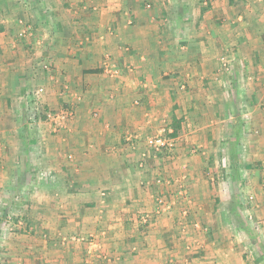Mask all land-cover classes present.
Listing matches in <instances>:
<instances>
[{"label":"crops","instance_id":"crops-1","mask_svg":"<svg viewBox=\"0 0 264 264\" xmlns=\"http://www.w3.org/2000/svg\"><path fill=\"white\" fill-rule=\"evenodd\" d=\"M8 8L26 16L29 27H18ZM0 14V197L15 192L25 212L67 215L83 208L43 200L83 203L93 195L99 217L113 221L148 206L156 192L169 195L179 176L189 188L192 215L202 213L201 199L209 213L227 214L231 208L222 212L218 205L224 199H252L243 210L264 212V0H0ZM35 87L42 88V104L66 107L73 117L57 129L34 125L24 107ZM157 132L173 136L176 150L185 149L179 139L186 135V144L210 153L205 161H215V175L208 188L197 171L207 162L198 154L188 161V176L150 159L146 170L138 169L140 148ZM153 175L164 183L153 185L156 192L139 187ZM229 183L236 191L219 188ZM102 189L110 209L101 204ZM91 221L81 230H94L98 224ZM121 221L106 226L128 228ZM153 225L157 233L143 231L144 240L102 243L116 249L108 263L103 257L93 263L77 246L49 256L60 257L56 264L61 258L68 259L63 264H168L173 240L162 235L169 231L165 217ZM9 237L0 262L26 264L32 253H19L26 244L10 245ZM206 249L220 257L216 264L234 262L221 248ZM200 254L192 261L200 262Z\"/></svg>","mask_w":264,"mask_h":264},{"label":"rangeland","instance_id":"rangeland-1","mask_svg":"<svg viewBox=\"0 0 264 264\" xmlns=\"http://www.w3.org/2000/svg\"><path fill=\"white\" fill-rule=\"evenodd\" d=\"M44 9L46 12L48 11L47 8ZM26 10L30 11V7H28V9L26 8ZM8 13L10 14V19H15L14 21H16V25H18V27H22V24L25 23L30 24V21L26 18V16L17 15L16 10L12 11L11 8H8ZM28 24L26 26H28ZM35 88L29 91V97L27 98L24 107L25 116H28L27 119L29 121L31 120L32 122H35L36 120L34 125L48 123L51 127L57 129L62 125L65 119L62 120V122L54 121L47 117V113L51 112L57 114L61 111L67 110L66 107H63L62 110H53L52 107L42 104V102L39 101V98L37 97L38 93L36 94V90L38 88ZM223 89L224 88L221 90ZM42 92L43 91H41V93ZM73 115L74 112L71 117H73ZM32 117L35 120H33ZM158 137L169 140L171 145L165 144L164 146H156L155 139ZM172 137L173 136L170 134L157 132L149 136L147 139L145 138V143L140 148V150H142V148L144 150L140 152L138 159V169L146 170L149 167L147 164L148 160L150 159L158 162L160 166L170 162L174 172L173 175H181L185 173L188 176L190 174V169H193V166L189 168L188 161H191L194 154L200 155V158H202L201 160H203L205 156L203 161L209 159L208 154L210 153L207 150L202 152V150L199 148L197 149L195 142L193 143L194 146L185 143L184 140L186 135H181V138L179 139V141L181 140L185 149L176 150L175 148L177 147V144L175 145L174 141L171 140ZM188 139L189 138H187V140ZM179 146L180 148L183 147L181 145ZM145 154L150 155L147 156ZM219 154L220 159L221 156L225 157L224 151H220ZM226 155L229 159L231 158L229 153H226ZM234 156L235 160L237 158L241 159L240 152L238 151H235ZM179 158L181 159L180 161L184 160V166H181L182 168L177 167V162H180ZM211 161V165L209 161H205L207 163H203L204 165L197 168L198 175L201 176L202 179L204 178L203 180L205 181L207 188L210 186L209 177L211 175L214 177L215 175L214 169H212V165H214L215 161L213 159ZM260 168V172H264V164ZM51 174V172H47V175L44 176H46L48 180L50 179V181H53L54 174ZM160 176L161 175H153L151 177H145L141 179L138 183L139 187L147 192H156L154 188L155 186L153 187V185H157L159 187L164 184L159 182ZM175 177H178L174 179L176 188L169 192L170 194L167 195L168 197H165L164 194L160 192H156L154 193L153 197H150V206H146V204H144L143 207L141 205L137 206L138 211H135V214L132 211L130 213H128V211H124V215H114L113 218L116 216L118 218L113 221L109 216H104V218L99 217V212L97 211V208L100 206L99 200L97 197L92 198L93 195L83 203H78L79 201H77L75 198L67 199V201L61 202L58 199L52 198L43 200L50 206L59 205V203L64 202L71 203L73 206L75 204L77 208H83L82 211L80 209V211L71 212L67 215H34L32 213L25 212L27 207L23 206L24 201L18 200L15 192L13 194V198L11 197L8 199L5 197H0V254L5 251L4 244H6V240L10 238L9 236H11L12 238L9 242L10 245L13 244V240L15 243L21 242L26 244L25 249L20 250L19 253L22 251H24L26 254L32 253L33 256L28 257L26 264H56V259L60 257L51 258L49 256V251L54 250L51 255L59 254L61 251L67 249V245L77 246V250L83 249L84 254H86V258L92 260L93 263L95 262V259H101L100 257H103L104 261H107L108 263L113 260L111 256H114V251H116V249L108 247V244H106L104 249L102 243H113L119 239L144 240L145 233L142 234V232L147 230V236H152V232L154 230L150 229H153V224L156 222V220L164 216L166 219V227L169 229V231H163L162 235L167 234L169 235V238L173 240L169 241V245L172 246L169 247L170 255H166L168 256V264H216V260L220 259V257L216 255L217 253H210L209 250L206 249L208 247H212V250L221 248L222 253H229V258L234 261L232 264H264V212H261L260 214H251L247 213L246 210H243L245 204L247 202L251 203L252 199H241V201L233 199L218 200V205L222 207V212L225 211L224 207H226V205L231 208L228 209L230 211L227 214L216 213L215 211H211V213H209V206L207 205L208 200L201 199L200 206L204 207V209H201L202 213L192 215L189 212V208H191L193 205L192 199L189 198V194L187 195L189 188L187 184H185V181L182 177ZM153 179L155 181L154 184L148 182L149 180ZM166 185L172 184L169 182L168 184L166 183ZM226 186L225 184H221L219 188L221 190L227 191L228 189L235 188L234 183L231 185L229 183ZM237 188L238 187H236L234 191H236ZM98 194L99 197L101 196L102 202L104 199L103 196H105V198L107 197L104 189H102L101 193ZM109 200L111 199L106 198V200H104L105 203L101 204H104L109 208L111 206L108 202ZM248 206H250V204H248ZM89 220H92V223L94 222V224L97 223L98 225H94V230L89 232L81 230V223L83 222V224H88L89 222L87 221ZM121 220H123V223H128V228H123L122 230L118 231V228L115 226H112L110 229H108L106 226L108 224L113 225V223H122ZM58 223L60 225H58ZM133 223L137 224L139 229H136V227L133 226ZM24 228H30L31 231H23L22 229ZM32 240H37L34 241L35 245L32 243ZM203 249L205 252H202ZM108 250H111V252ZM199 253H201L200 255L204 256H200V262H193V254L198 255ZM22 256L25 255L23 254ZM12 257V260L17 258L13 255ZM2 258L3 256L0 255V261ZM8 258H10V256ZM171 258L173 260H171ZM66 261H68V259L61 258L57 264H63ZM0 264L17 263L10 261V263L0 262Z\"/></svg>","mask_w":264,"mask_h":264},{"label":"built area","instance_id":"built-area-1","mask_svg":"<svg viewBox=\"0 0 264 264\" xmlns=\"http://www.w3.org/2000/svg\"><path fill=\"white\" fill-rule=\"evenodd\" d=\"M42 88H38L36 90V94L41 92ZM79 99V97H78ZM72 115V110H66V111H61L60 113L54 114V113H47V117L50 118L51 120L54 121H59L62 122V120L69 118ZM165 144L167 145H171V143H169V140H166L165 138L162 137H158L155 139V145L156 146H164Z\"/></svg>","mask_w":264,"mask_h":264}]
</instances>
